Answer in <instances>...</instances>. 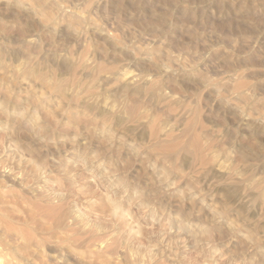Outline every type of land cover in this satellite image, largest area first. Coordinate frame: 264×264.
<instances>
[{
    "label": "rangeland",
    "instance_id": "374dc122",
    "mask_svg": "<svg viewBox=\"0 0 264 264\" xmlns=\"http://www.w3.org/2000/svg\"><path fill=\"white\" fill-rule=\"evenodd\" d=\"M0 185V260L264 264V0H0Z\"/></svg>",
    "mask_w": 264,
    "mask_h": 264
},
{
    "label": "bare ground",
    "instance_id": "6f19581e",
    "mask_svg": "<svg viewBox=\"0 0 264 264\" xmlns=\"http://www.w3.org/2000/svg\"><path fill=\"white\" fill-rule=\"evenodd\" d=\"M1 186V185H0ZM2 193V192H1ZM2 196V195H1ZM3 196H5V195H3ZM2 196V197H3ZM1 200H4V198L3 199H1ZM7 203H8V201H7ZM15 211V210H14ZM1 213V212H0ZM6 215V214H5ZM8 215V214H7ZM10 216V215H9ZM10 218H12L11 216H10ZM1 220H2V218H0ZM7 219V218H6ZM5 219V220H6ZM15 219V218H14ZM10 220V219H9ZM16 221V220H15ZM23 221V220H22ZM8 226L10 225V224H7ZM6 225V226H7ZM7 226V227H8ZM11 227H12V225H11ZM17 228V227H16ZM13 229V228H12ZM1 230V229H0ZM14 230V229H13ZM18 230V229H17ZM15 231V230H14ZM19 231V230H18ZM7 232V231H6ZM2 233V232H1ZM14 238H15V236H14ZM21 239V238H20ZM11 240V239H10ZM11 243V242H10ZM14 243V242H13ZM15 243H17V245L19 244L18 242H15ZM13 246V245H12ZM37 247V246H36ZM39 248V247H38ZM25 249V248H24ZM26 250V249H25ZM24 250V251H25ZM14 251H15V249H14ZM23 250H22V252H24ZM27 251V250H26ZM4 252H10V246H9V243H8V241H6L5 240V237H4V235L3 234H0V253H4ZM13 253H16V251L15 252H13ZM25 253V252H24ZM27 254V253H26ZM30 253H28L27 255H29ZM19 255V254H18ZM22 255H23V253H22ZM21 255V256H22ZM20 256V255H19ZM20 256V257H21ZM16 257V256H15ZM18 257V256H17ZM24 257V256H23ZM30 257V256H29ZM18 259V258H17ZM25 259V258H24ZM19 261H21V260H19ZM26 261V260H25ZM28 261V260H27ZM14 263V258H13V256L12 257H10L9 259H4V260H0V264H13ZM17 264H19L18 262H16ZM16 263H14V264H16ZM30 263V262H29Z\"/></svg>",
    "mask_w": 264,
    "mask_h": 264
}]
</instances>
